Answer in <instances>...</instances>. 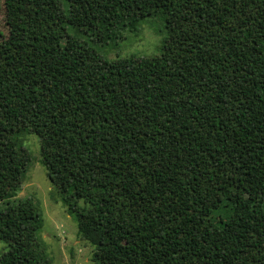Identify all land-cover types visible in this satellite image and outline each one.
I'll list each match as a JSON object with an SVG mask.
<instances>
[{
  "label": "trees",
  "instance_id": "16d2710c",
  "mask_svg": "<svg viewBox=\"0 0 264 264\" xmlns=\"http://www.w3.org/2000/svg\"><path fill=\"white\" fill-rule=\"evenodd\" d=\"M2 2L0 264H50L30 133L93 264H264V0ZM147 17L157 54H99Z\"/></svg>",
  "mask_w": 264,
  "mask_h": 264
},
{
  "label": "rangeland",
  "instance_id": "374dc122",
  "mask_svg": "<svg viewBox=\"0 0 264 264\" xmlns=\"http://www.w3.org/2000/svg\"><path fill=\"white\" fill-rule=\"evenodd\" d=\"M6 33L4 5L0 0V37ZM165 36L162 20L159 17H147L134 31L122 30L114 40L97 43L96 49L108 60L149 56L159 52ZM83 37L87 39V36ZM21 143L28 149L31 160L17 196L31 198L40 211L42 226L37 238L49 263L93 264L91 257L94 247L78 235L74 216L68 212L59 193L46 176L45 168L40 162L38 137L32 133L25 134L21 137ZM257 194V189H251L245 196L253 198ZM5 249V243L0 240V255Z\"/></svg>",
  "mask_w": 264,
  "mask_h": 264
}]
</instances>
